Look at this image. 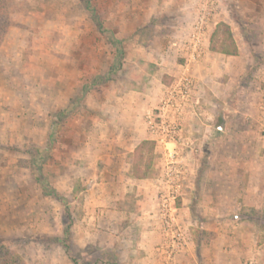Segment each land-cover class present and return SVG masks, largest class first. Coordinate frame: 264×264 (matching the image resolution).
Here are the masks:
<instances>
[{
  "label": "rangeland",
  "instance_id": "374dc122",
  "mask_svg": "<svg viewBox=\"0 0 264 264\" xmlns=\"http://www.w3.org/2000/svg\"><path fill=\"white\" fill-rule=\"evenodd\" d=\"M89 1L103 33L80 0H6L0 263L12 254L23 264H264V0ZM210 3L202 44L212 69L199 66L204 57L189 64L172 54L162 67L179 73L154 87L158 49L170 39L186 52L204 13L196 10ZM219 23L229 26L237 56L208 49ZM183 62L198 83L187 66L177 67ZM185 75L196 86L173 120L175 144L166 145L147 116ZM143 125L157 155L144 183L129 174L130 154L121 169L89 162L116 135L133 129L134 136ZM167 149L181 172L175 220L184 242L173 253L159 218L169 190ZM88 222L92 238L82 234Z\"/></svg>",
  "mask_w": 264,
  "mask_h": 264
},
{
  "label": "built area",
  "instance_id": "2783aa9c",
  "mask_svg": "<svg viewBox=\"0 0 264 264\" xmlns=\"http://www.w3.org/2000/svg\"><path fill=\"white\" fill-rule=\"evenodd\" d=\"M212 4L210 3L208 8L201 7L200 11L204 13L198 15V18L193 25V30L188 43L189 64L197 62L202 57L203 35L208 17L211 15ZM194 86L192 77H190V75H185L177 84L172 85L166 90L163 100L155 110L156 113L152 112L147 116V127L150 129L151 134L158 133L161 129L160 140L166 145L175 144L174 138L178 136V128L176 124L173 123V120L180 116L182 106L190 101ZM167 150L168 159H166L165 169L169 183V190L161 199L159 205V218L163 223V231L167 235V239L172 249L171 252L173 253L175 250H179L184 242L175 220V212L177 211L175 204L178 197H180L181 192V172L179 171V163L175 159V152L169 149Z\"/></svg>",
  "mask_w": 264,
  "mask_h": 264
},
{
  "label": "trees",
  "instance_id": "16d2710c",
  "mask_svg": "<svg viewBox=\"0 0 264 264\" xmlns=\"http://www.w3.org/2000/svg\"><path fill=\"white\" fill-rule=\"evenodd\" d=\"M84 10L89 15L90 20L93 22L94 26L99 32H105L103 23L101 22L95 8L91 5L89 0H80ZM6 0H0V39L1 34L7 28V13H6ZM112 44L114 46H119L120 43L112 39ZM117 49L120 50L118 47ZM209 50L214 53L222 54L224 56L234 57L238 55V49L233 39L232 33L228 25L224 23H219L216 25L215 30L211 34L209 41ZM120 52V51H119ZM121 61V55H117L115 59L116 64ZM157 155L155 153V144L153 141L143 140L130 154V159L128 162V170L130 176L134 180L147 179L148 175L155 164ZM47 195H52L55 198L61 200V197L57 195L54 191H46ZM74 262V261H73ZM0 264H23V262L16 256L9 254L7 260L1 262ZM74 264H76L74 262Z\"/></svg>",
  "mask_w": 264,
  "mask_h": 264
},
{
  "label": "crops",
  "instance_id": "0c3cea01",
  "mask_svg": "<svg viewBox=\"0 0 264 264\" xmlns=\"http://www.w3.org/2000/svg\"><path fill=\"white\" fill-rule=\"evenodd\" d=\"M199 9H201V7L196 10L197 11L196 14H198V12H199L198 10ZM156 10L160 11V13L159 12L155 13L156 16H157V14H164V10L161 7L158 8V9H156ZM167 16H169V15H167ZM165 41H167V44L166 45L163 44V47H160L158 49V53H156L154 55V65H155L154 66V87H155V85L157 83H159L160 85L164 86V84L162 83V77L163 76H165V75H167V76H176L179 73V71H180V69H178V71H176L177 69L175 70V69H166V68H163L162 67V64H163L162 63V60L163 59H166L167 57H169V55H172V54H178V53H180V56H183V57H185V56L188 57V54H189V51L188 50H186V52H185V49L184 50L182 49L181 43L178 40H176V41H170V39H168V40L166 39ZM188 42H189V40H188ZM203 55H204V49H203L202 57L205 58L206 55H207V54H205V56H203ZM217 55L224 56L222 54H217ZM205 61H206V58H205L204 61H202L200 63L199 66H202L203 69H212V66H209L208 64H206ZM185 66H187L186 69H184L185 72H188V73L192 74L195 82L198 83L197 78L194 77L195 76L194 75V71H193V69H191L192 66L189 67L188 64H186V63H184L183 65L181 63L180 64H177V67L178 68H182V67L185 68ZM195 86H194V88H195ZM140 95H141V93H140ZM142 96H143V94H142ZM158 99H156V100H158ZM129 127L130 126H128V128ZM142 127H144V128L141 129L140 133L137 132L134 136H132V133L134 134V132L132 131L133 129H128L127 132H125L127 134V133H129L128 131L130 130L131 131L130 132L131 133V136L128 135V134H127V136H124L122 134H120V136H117L116 135L115 138H112V140H114V142H112L111 147L109 146L108 148L107 147L104 148V150L102 149L103 151H101V153L99 154V157L98 158H97V156L96 157H93L92 158L93 160L91 159V161H89V162L90 163L91 162H94L95 165H97L98 163L103 164L104 169H121V168H123V161H124L125 155L131 154L134 151V148L141 141L148 140L149 139L146 136L145 126L143 125ZM134 137L139 138V141L136 144H134V145L129 144V143H131V140ZM117 138H118V142H120V143L118 145L113 146V143H116L117 142L116 141ZM120 139L122 141H120ZM116 146H118V148L121 149L120 152H117V149H116L117 147ZM130 181H132V180H130ZM145 181H146L145 179L138 180V181L135 180V182H139L141 184L144 183ZM111 214L113 215V213H111ZM89 217L90 216H87L88 220H90ZM111 217L112 216H109L108 218H111ZM152 217H150V218H152ZM95 218H98V217L96 216ZM102 218H104V216H102ZM143 218H145V217H143ZM154 218H155V213H154ZM86 225L87 226L85 228H81L82 234H87L88 236H90V238H92L91 235L93 233H92V228L89 225V222L86 223ZM162 231H160V233H161L160 235L163 234ZM78 232H79V228H78ZM140 232L142 233V231H140ZM156 232L159 235V232L158 231H156ZM167 240H166V238H165V241L163 240L164 242L161 239H158L157 240V244L160 245V248H158V251L159 250L161 251L165 247V244H166ZM188 248H189L188 253L187 252L185 253V255L183 256L184 258L189 256V251L191 250L190 249V243L188 244ZM176 257H178V256H174V257L170 258L169 260H172V262H173L176 259ZM158 260L161 261V259H159V258H158Z\"/></svg>",
  "mask_w": 264,
  "mask_h": 264
},
{
  "label": "water",
  "instance_id": "95a60500",
  "mask_svg": "<svg viewBox=\"0 0 264 264\" xmlns=\"http://www.w3.org/2000/svg\"><path fill=\"white\" fill-rule=\"evenodd\" d=\"M218 130H222V126H219V127H218Z\"/></svg>",
  "mask_w": 264,
  "mask_h": 264
}]
</instances>
